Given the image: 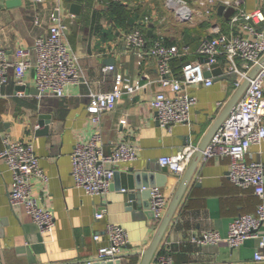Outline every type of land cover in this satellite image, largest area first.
Returning a JSON list of instances; mask_svg holds the SVG:
<instances>
[{
	"label": "crops",
	"instance_id": "0c3cea01",
	"mask_svg": "<svg viewBox=\"0 0 264 264\" xmlns=\"http://www.w3.org/2000/svg\"><path fill=\"white\" fill-rule=\"evenodd\" d=\"M19 1L8 8L5 0H0V46L7 57L13 60L19 47L32 51L34 41L48 35L52 16L56 15L64 26L63 42L77 58L82 79L79 84L68 85L61 98H38L27 92L36 89L33 70L24 73V90L18 89L12 73L8 83L0 87V150L4 137L33 145L47 181L33 178L31 192L55 220L53 230L41 235L23 208L9 205L12 176L5 163L0 162V264H91L105 243L107 223L122 227L128 235L119 264H140V253L152 242L161 220L149 216L137 200L127 199L129 191L121 177L117 184L112 181L107 194L99 197L87 196L75 188L71 176L73 148L96 134L107 153L119 143L135 146L137 159L115 167L121 173L130 169L144 172L148 167L159 169L160 158L176 155L190 146L196 150L194 157L235 95L231 86L235 78L228 80L220 74L214 76L209 87L185 86V91L197 101L190 124L167 130L159 126L150 101L157 92H171L159 85L155 59L141 58L136 49L127 45L125 36L140 28L148 39L155 36L179 49L184 48L187 39L192 50L188 48L186 58L192 60L201 38L229 39L237 35L238 29L230 28L229 19L219 15L218 7L209 5L208 0H175V5L168 4V0ZM114 4L118 7L113 10ZM71 5L77 7L76 13H72ZM184 7L190 14L186 19ZM241 7L246 12L257 8L264 11V2L243 0ZM214 26L218 32L212 31ZM185 30L189 31L186 39ZM149 31L151 37L147 35ZM31 60L34 63L33 51ZM183 64L172 61L177 79H181ZM106 66H113L114 70L104 71ZM116 75L137 82L140 88L131 95L124 91L114 109L101 113L99 121L94 122L87 110L89 94L111 91ZM17 92H24V96H17ZM120 120H125V124ZM40 122L47 123L40 126ZM247 161L264 165V142L250 147ZM228 170L227 158L206 162L200 158L150 264L161 254L169 256L172 264H264L253 259L257 251L264 254L257 240H248L237 248L229 247L224 240L203 246L192 241L209 231L219 232L224 238L232 220L255 214L258 198L251 189L232 184L226 176ZM183 174H160L165 178L160 187L166 197L165 212ZM147 203L149 199L142 206ZM99 211L103 218L96 220L94 215ZM94 236H99L98 241Z\"/></svg>",
	"mask_w": 264,
	"mask_h": 264
},
{
	"label": "built area",
	"instance_id": "2783aa9c",
	"mask_svg": "<svg viewBox=\"0 0 264 264\" xmlns=\"http://www.w3.org/2000/svg\"><path fill=\"white\" fill-rule=\"evenodd\" d=\"M41 3L43 0H31ZM121 1V0H112ZM243 0H208L213 7L220 5L232 7L233 15L229 18V26L238 29L237 35L225 38H204L196 48L195 58L185 62L181 67V79L174 76L172 61L186 57L189 49H179L176 46L164 45L156 41L148 49L146 40L139 30L125 36L128 46L136 49L138 55L153 58L156 61L158 82L162 89H169L171 95L160 91L150 101L157 114L160 127L171 130L177 125H189L192 108L196 98L185 91V86L203 85L209 87L214 78L205 74L211 72L213 65L222 70L225 79L232 77L231 86L237 90L245 80H248L244 92L224 119L221 126L211 137L204 149L201 159L227 158L229 160L228 180L243 189H251L258 198L255 214H244L230 222L226 236L219 232L209 231L192 241L200 246L216 245L224 240L231 248H237L248 240H257L259 250L264 249V165L260 162L247 161L251 146L264 142V65L260 67L253 78L248 76L264 57V11L257 8L246 12L242 9ZM175 5V0H168ZM189 11L184 7V19L189 17ZM57 16H52V25L48 35L34 41L32 51L35 61L32 63L31 50L19 47L14 51V59L7 57L6 51L0 46V87L6 85L10 74L16 80V85L24 87V73L34 72V84L38 98H61L68 85L79 84L82 75L77 58L70 53L63 42L62 32ZM217 26L213 32H218ZM142 50V51H141ZM113 66H106L104 71H113ZM137 82L131 83L127 78L116 75L112 90L107 93L91 92L89 94L88 112L94 122L99 121V115L114 109L125 91L133 94L139 90ZM24 96V92H17ZM125 124V120H120ZM0 150V162L5 163L12 176L8 191V203L14 207L23 208L24 212L37 226L41 235L50 233L55 220L52 214L39 205L31 192V180L39 178L46 182L47 177L39 165V159L33 145L21 141L3 138ZM195 149L187 147L176 155L162 157L159 164L172 174L182 175L190 163ZM137 149L129 143H119L109 153L105 152L98 134L86 143H77L71 154V176L75 188L87 196H103L110 191L115 167L127 164L137 159ZM125 192V190H122ZM166 209V197L160 187L150 189L149 211L158 222ZM96 220L103 218L101 211L95 213ZM105 243L97 250L96 259L112 264H119L121 251L128 243L127 232L120 226L107 223L105 225ZM93 239L98 241L99 236ZM254 261L264 262V254L257 251ZM152 264H172V259L164 254L155 257Z\"/></svg>",
	"mask_w": 264,
	"mask_h": 264
},
{
	"label": "water",
	"instance_id": "95a60500",
	"mask_svg": "<svg viewBox=\"0 0 264 264\" xmlns=\"http://www.w3.org/2000/svg\"><path fill=\"white\" fill-rule=\"evenodd\" d=\"M264 2V0H263ZM20 4L19 0H5V6L10 8L13 6H16ZM71 11L72 13H76L77 12V7L71 5ZM218 14L219 15H223L225 18H230L233 13H234V9L232 7H228L225 8L224 6L220 5L218 8ZM147 35L149 37H151V32L149 31L147 33ZM111 63V62H110ZM264 65V57L262 58V60L260 61V63L251 71V73L249 74L248 78L251 79L254 77V75L257 73V71L260 69L261 66ZM221 74V70L217 65H213L211 68V72H207L205 75L207 77L210 76H217ZM221 78H217V80H220ZM248 85V80H245L242 85L240 86V88H238L236 90L235 95L232 97V99L230 100L229 104L227 105V107L225 108V110L221 113V115L219 116L217 122L214 124V126L212 127V129L210 130V132L207 134V136L205 137L203 143L201 144V146L199 147V149L197 150L195 156L193 157L192 161L190 162L187 170L185 171V173L183 174V177L176 189V192L174 193L168 207L167 210L164 214V216L162 217L159 226L155 232V235L153 237L152 242L150 243V245L148 246V248L144 251H142L140 254L142 255V261L140 264H150V261L156 251V249L158 248V245L164 235V232L166 231V228L168 227L187 187L188 184L192 178V175L196 169V166L202 156V153L204 151V149L206 148L207 144L209 143L211 137L213 136V134L216 132V130L221 126V124L223 123L224 119L226 118V116L229 114V112L232 110V108L234 107V105L236 104V102L238 101V99L240 98V96L242 95V93L244 92L246 86ZM19 90H24V88L19 87ZM30 91L31 93L37 94V90L32 88L30 90H27V92ZM47 122H40V126L46 124ZM46 129L41 132V133H45ZM167 169L165 167H160L159 169L154 168V167H148L146 169V171L141 172V171H134L133 169H130L128 172H118V171H114V175H113V182L117 184V179L118 178H123V184L126 187V189L129 191L127 192V199L131 202L134 200H137L138 205L140 204V207H143L146 209L147 213L149 214V216H152V213L149 211V204H145L144 206H142L144 203V201L146 199H150V189L154 188V187H162L164 186V180L165 178L163 176H160L161 173H166ZM126 192V191H125ZM142 202V203H141ZM91 264H112V263H108V262H103V261H99L97 259L92 260L90 262Z\"/></svg>",
	"mask_w": 264,
	"mask_h": 264
},
{
	"label": "trees",
	"instance_id": "16d2710c",
	"mask_svg": "<svg viewBox=\"0 0 264 264\" xmlns=\"http://www.w3.org/2000/svg\"><path fill=\"white\" fill-rule=\"evenodd\" d=\"M116 7H118V6H116V4H114V5L112 6V9L114 10ZM119 8H120V6H119ZM135 30H139L140 32L142 31V30H140V28H139V29H135ZM133 31H134V29L131 30V31H129V32L131 33V32H133ZM129 32H128V33H129ZM142 32H143V31H142ZM188 32H189L188 30H185V32H184V38H185V39L188 37V35H187ZM143 34H144V32H143ZM144 37H145V40H146V47H148V48H149V46L153 45L154 42H156V41H162V39L157 38V37H155V36H153L151 39H148V38L145 36V34H144ZM204 38H209V37H204ZM204 38H201V39L199 40L198 45H199L200 41L203 40ZM186 41H187V39H186ZM186 41L184 42V46H183V47H187V48H189L190 50H192V49L190 48V46L186 43ZM162 42H163L164 45L170 46V44L167 43L166 40H165V41H162ZM174 60H177V61L180 62L181 64H183V63L189 61V60H188L186 57H184V56H183V57H180V58H177V59H174ZM174 60H173V61H174Z\"/></svg>",
	"mask_w": 264,
	"mask_h": 264
},
{
	"label": "rangeland",
	"instance_id": "374dc122",
	"mask_svg": "<svg viewBox=\"0 0 264 264\" xmlns=\"http://www.w3.org/2000/svg\"><path fill=\"white\" fill-rule=\"evenodd\" d=\"M204 38V37H203Z\"/></svg>",
	"mask_w": 264,
	"mask_h": 264
}]
</instances>
